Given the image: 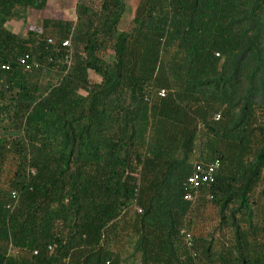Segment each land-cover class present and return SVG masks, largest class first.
I'll return each instance as SVG.
<instances>
[{
    "label": "trees",
    "instance_id": "1",
    "mask_svg": "<svg viewBox=\"0 0 264 264\" xmlns=\"http://www.w3.org/2000/svg\"><path fill=\"white\" fill-rule=\"evenodd\" d=\"M50 1L0 0V264H264V0H77L9 28Z\"/></svg>",
    "mask_w": 264,
    "mask_h": 264
},
{
    "label": "built area",
    "instance_id": "2",
    "mask_svg": "<svg viewBox=\"0 0 264 264\" xmlns=\"http://www.w3.org/2000/svg\"><path fill=\"white\" fill-rule=\"evenodd\" d=\"M50 44H55L53 42V40H49L48 41ZM71 46V41L70 40H65L62 43V47L65 49H68ZM218 56V55H217ZM30 61V55H24L23 57H21L19 59V62L21 65H25L27 67V69H30V66L28 65V62ZM53 61H55L53 59ZM56 61L61 62L62 65H69L70 63V58L69 55H67L65 57V59H57ZM9 69V66L6 64L1 65V70L2 71H6ZM167 92L165 90L160 91L159 93V97L164 98L166 97ZM216 120L220 119V115H217L215 117ZM220 168V164L219 162H214L208 165H204V164H196L194 166L193 172L190 175V177L188 178V185L191 188V191L187 194L186 196V200L189 202H194L197 197H198V193L200 188L203 185L206 184H211L215 182L216 179V173ZM13 197H15V193L13 194ZM182 234L185 235V240L188 244L189 247L193 246V237L192 235L187 232L185 229H183ZM195 256V254H194Z\"/></svg>",
    "mask_w": 264,
    "mask_h": 264
},
{
    "label": "rangeland",
    "instance_id": "3",
    "mask_svg": "<svg viewBox=\"0 0 264 264\" xmlns=\"http://www.w3.org/2000/svg\"><path fill=\"white\" fill-rule=\"evenodd\" d=\"M55 0H51L52 4L49 9H47L45 12H36V11H30L29 17L26 19V21H21L19 23H11L9 25V28L11 30H14L20 34L24 33L25 30L28 27H35L38 26L43 18H58V19H75V10H76V3L77 0H66L65 1V9H62L59 11L60 7H57L55 4L53 5L52 2ZM91 78L96 79L98 81V78L95 76L93 72L90 74Z\"/></svg>",
    "mask_w": 264,
    "mask_h": 264
},
{
    "label": "crops",
    "instance_id": "4",
    "mask_svg": "<svg viewBox=\"0 0 264 264\" xmlns=\"http://www.w3.org/2000/svg\"><path fill=\"white\" fill-rule=\"evenodd\" d=\"M65 1H66V0H55V1L52 2V3H53V5L55 4L57 7H60V8H59V11L61 10V12H63L62 9H65V8H64V6H65ZM50 3H51V1L48 3V7H47V9H49L50 6L52 5V4H50Z\"/></svg>",
    "mask_w": 264,
    "mask_h": 264
}]
</instances>
